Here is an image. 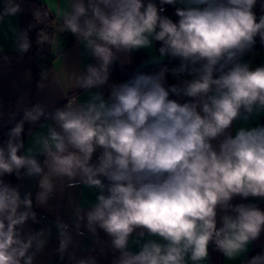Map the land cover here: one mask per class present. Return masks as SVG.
Returning a JSON list of instances; mask_svg holds the SVG:
<instances>
[{"label":"clouds","instance_id":"1","mask_svg":"<svg viewBox=\"0 0 264 264\" xmlns=\"http://www.w3.org/2000/svg\"><path fill=\"white\" fill-rule=\"evenodd\" d=\"M257 2L66 0L57 6L59 33L70 32L97 63L70 77L68 88L87 91L86 100L72 95L51 111L40 103L26 107L0 143V264H34L51 235L28 229L39 223L33 193L5 180L12 175L36 178L37 206L65 187L95 192L87 209L75 208L72 225L55 222L60 258L74 264H97L93 255L77 259L69 251L73 230L83 235L82 228L97 241L98 230L109 237L118 253L113 264H205L210 245L228 260L248 251L264 232V210L233 200L264 199V124H254L264 115V65L244 60L257 38L264 46ZM165 5L175 6L177 20L162 14ZM21 11L18 0H3L0 22ZM50 15L34 12L36 19ZM154 41L161 44L159 60L178 58V67L109 84L121 54L150 49ZM36 43H51L49 34L41 31ZM15 44L21 56L30 51L27 30L16 32ZM169 72L191 78L167 85ZM106 85L107 97L92 91ZM26 123L44 130L29 129L34 139L27 148ZM247 264H264V254Z\"/></svg>","mask_w":264,"mask_h":264},{"label":"crops","instance_id":"2","mask_svg":"<svg viewBox=\"0 0 264 264\" xmlns=\"http://www.w3.org/2000/svg\"><path fill=\"white\" fill-rule=\"evenodd\" d=\"M38 1L45 4L55 18L56 32L53 50L57 58L54 68L43 80L45 87L41 90L37 85L42 81V78L38 81L34 80L33 53L29 51L21 56L16 51V32L21 31L22 11L26 5L21 4L22 11L18 15L6 17L3 22H0V122L3 125L11 123L24 108L31 107L36 103L42 104L47 110L51 111L63 106L68 98H72V95H76L81 102L89 96V93L85 90L68 88L72 75L85 72L87 65H94L97 62L70 32L59 33L58 24L60 19L56 15L57 6H65L66 0ZM2 4L3 0H0V7H2ZM159 47L157 42L154 41L152 48L140 49L131 54H121L113 64H132L136 54L140 52H144L147 56L141 62V67L168 61L169 57H165L162 61L159 60ZM183 78L190 79L191 77H181V79ZM124 81L123 76L111 77L109 84ZM92 91H102L107 97L109 87L106 85L101 89H93ZM255 123L264 124V115L255 120ZM31 131L35 134L44 130L36 125L31 128ZM33 139L34 136H30L28 131L24 137L25 148L32 145ZM38 158L41 161L44 159L43 156ZM14 186H19L22 194L28 191L33 193L34 211L37 213L39 223L29 222L28 229L47 228L51 230L49 242L43 252L36 257L34 264H74V261L70 260L67 255L63 259L60 258L57 251L59 240L55 222L59 219L72 225L75 220V208L81 206L87 209L95 201V192L83 185L65 187L62 191L58 189L48 204L42 207L35 204V193L39 190L36 178L25 177L18 180L15 177ZM233 203H254L261 210H264V199L250 197L243 200L236 197ZM82 231L84 232L83 235H76L73 230L74 244L69 251L74 253L77 259L93 255L96 257L97 264H113V260L118 253L111 250L109 237L102 230H98L99 240L97 241L86 229L82 228ZM257 246H264V232L248 246V251L244 255L235 260H228L222 253L214 250V245H210L209 259L205 264H247V261L251 258V250ZM101 249H104V251L101 252Z\"/></svg>","mask_w":264,"mask_h":264},{"label":"trees","instance_id":"3","mask_svg":"<svg viewBox=\"0 0 264 264\" xmlns=\"http://www.w3.org/2000/svg\"><path fill=\"white\" fill-rule=\"evenodd\" d=\"M38 9L48 10L47 6L38 0H31L25 6L22 11V20H21V31L27 30L28 37L31 41V49L30 52L34 55V80L38 81L42 78L43 75H47L55 65V60L57 55L53 50V41L56 32V23L55 18L50 15L47 19L37 18L34 16V12ZM49 11V10H48ZM254 12L259 18L260 15H264V0H258L256 7L254 8ZM175 6L166 5V15L172 18L174 21L178 19L175 16ZM41 31H44L49 34L51 43L45 44L43 47L37 45L36 41L38 39V35ZM159 46H161L160 42H157ZM264 47L260 44L259 38H257V43L255 48ZM246 56V55H245ZM147 56L144 52L137 53L135 56V60L132 64L121 65V64H113L110 67V78L111 77H119L123 76L124 80H128L132 78L138 72H144L146 74H152L158 72L161 67L167 65L169 69L179 66V59H173L169 57V60L163 63L152 64L148 66L141 67V62L146 59ZM181 78L174 77L169 72L166 75V83L167 85H173L179 83ZM171 98H177L172 96ZM181 99V102L186 98H177ZM23 111H21L17 117L13 119V121L7 125H3L0 122V143H3L5 139H7L8 131L17 123L20 119H22ZM34 126L25 124V131L23 134V139L29 129ZM13 176V180L15 179V175ZM258 254H264V246H257L253 250H251L250 256L253 257Z\"/></svg>","mask_w":264,"mask_h":264},{"label":"rangeland","instance_id":"4","mask_svg":"<svg viewBox=\"0 0 264 264\" xmlns=\"http://www.w3.org/2000/svg\"><path fill=\"white\" fill-rule=\"evenodd\" d=\"M244 60L249 61L253 67L264 65V47L254 48L250 53H247Z\"/></svg>","mask_w":264,"mask_h":264},{"label":"built area","instance_id":"5","mask_svg":"<svg viewBox=\"0 0 264 264\" xmlns=\"http://www.w3.org/2000/svg\"><path fill=\"white\" fill-rule=\"evenodd\" d=\"M31 0H18V2L22 5H26L28 2H30ZM157 4L159 5V0H156ZM165 8L164 13H162L163 15H166V5L163 6ZM5 180L7 182H10L13 186H14V180H13V176H6Z\"/></svg>","mask_w":264,"mask_h":264}]
</instances>
